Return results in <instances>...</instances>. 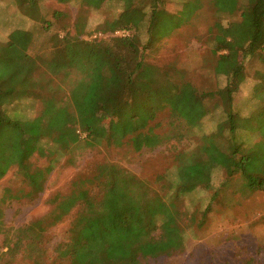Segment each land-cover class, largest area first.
Masks as SVG:
<instances>
[{
    "label": "trees",
    "instance_id": "16d2710c",
    "mask_svg": "<svg viewBox=\"0 0 264 264\" xmlns=\"http://www.w3.org/2000/svg\"><path fill=\"white\" fill-rule=\"evenodd\" d=\"M17 1L36 9L40 0ZM161 2L132 0L116 18L105 21L95 32L108 34L124 30L128 32L124 37L83 39V24L77 21L74 27L78 38L72 39L68 33L61 38V45H56L54 50L59 56L52 62L61 64V69H75L79 78L70 88L69 104L62 98L61 107L53 100H45L43 117L48 123L46 132L41 128L39 135L56 133L54 141L67 149L82 141L81 137L87 147H95L104 139L93 120L97 114L104 113L124 125L139 123L134 125L131 136L136 150L187 143L176 156L177 192L193 179L211 187L213 173L218 170L228 179L240 176L250 190L261 189L264 186V108L257 116V125L252 126L253 116H244L237 100L248 80L256 79L259 83L254 95L264 89V70L254 75L247 68L249 60L261 62L264 58V0H214L217 20L209 47L216 56L213 73L217 86L201 95L203 107L196 106L190 84L178 83L171 74L142 56L177 27L160 13ZM235 8L240 10L235 22L240 29L232 33L221 18L225 11L232 12ZM14 40L7 47L12 48ZM19 62L6 61L0 69V179L17 165L33 192H39L50 168L46 171L31 168L23 145L26 132L8 111L16 101L32 94L33 84L22 74ZM163 111L169 114L168 129L160 134L150 123ZM206 118L213 128L208 133L203 131ZM94 180L103 188L98 200L90 190L79 189L60 201L51 213L55 223L73 207L82 205L67 240L56 249L61 258H68L69 264H145L150 258L179 253L175 245L182 229L180 212L173 201L166 205L156 197L150 203L144 202L147 192L142 193V198L132 194L134 187L141 191L140 180L115 165L100 166L99 174L88 181ZM157 212L165 214L158 236L154 235ZM2 229L0 222V233ZM123 229L127 234L124 241L112 239L107 245L98 244V235L103 240L114 230ZM20 246L18 238L11 253L4 254L6 258H11ZM9 263L0 256V264Z\"/></svg>",
    "mask_w": 264,
    "mask_h": 264
},
{
    "label": "rangeland",
    "instance_id": "374dc122",
    "mask_svg": "<svg viewBox=\"0 0 264 264\" xmlns=\"http://www.w3.org/2000/svg\"><path fill=\"white\" fill-rule=\"evenodd\" d=\"M131 2L40 0L37 8L32 9L17 0H0V69L6 61L10 63L16 59L20 61L22 74L33 84L32 94L16 101L8 111L13 119L20 121L26 132L23 145L31 168L43 171L50 168L39 192H33V187L18 172L17 165L0 179V222L3 228L0 256L10 261L9 264H69V259L61 258L56 249L67 240L82 205L73 207L55 223H52L51 213L60 201L79 189L90 190L98 200L103 188L99 181L88 180L99 174L100 166L111 164L140 180L141 191L134 187L132 194L142 198V193L147 192L146 203L156 197L166 205L173 201L180 212L182 233L176 237L175 245L179 253L150 258L145 264H264V186L250 190L240 176L228 179L218 170L213 173L211 187L193 179L177 192L174 185L178 178L176 156L187 143L136 150L131 136L134 125L139 123L124 125L104 113L97 114L93 120L104 139L95 147H87L81 137L82 141L67 149L54 141L56 133L39 135L41 128L46 132L48 123L43 117L45 100H53L58 107H61V98L69 104L70 88L79 78L75 69H61V64L52 62L59 56L55 55V46L61 45V38L67 33L72 39L78 38L74 27L77 21L83 24L81 37L89 39L101 24L116 18ZM160 6V13L168 16L177 27L142 56L148 63L171 74L178 83L190 84L196 106L203 107L201 95L217 86L212 77L216 56L209 47L217 20L214 0H162ZM239 14L240 10L235 8L232 12L225 11L221 18L232 33L240 29L235 23ZM5 20L7 23L13 20L15 32L12 36L8 34L9 30H5ZM19 29H28L30 33L27 36L19 34ZM14 36L16 40L12 39ZM13 40V47H7ZM247 68L251 74L264 70V58L261 62L249 60ZM257 84L256 79L246 81L237 100L239 111L246 117L253 116L250 119L252 126L257 125V116L264 108V89L253 94ZM168 117L167 111H163L150 123L155 132L167 131ZM220 117L217 112V118ZM204 120L203 131L208 133L213 128L208 118ZM157 214L154 235L158 236L165 214ZM126 235L123 229L114 230L103 240L99 235L94 237L99 245L101 242L107 245L112 239L124 241ZM18 238L21 239L20 249L9 260L4 254L11 253Z\"/></svg>",
    "mask_w": 264,
    "mask_h": 264
},
{
    "label": "crops",
    "instance_id": "0c3cea01",
    "mask_svg": "<svg viewBox=\"0 0 264 264\" xmlns=\"http://www.w3.org/2000/svg\"><path fill=\"white\" fill-rule=\"evenodd\" d=\"M7 1L12 2V1H15V0H7ZM14 18H15V17H13V19H14ZM7 21H8V20L3 21V25L5 26V30H6V29L9 30L8 34H9V35L11 34V36H12L13 33L15 32V27L12 25L13 20L9 21L8 23H7ZM11 25H12L13 27H12ZM17 31L20 32L19 34H22V33H23V35H25V36H27V35H26L27 33H30V31H29L28 29H19V30H17ZM212 77H213L214 80H215V75H214L213 72H212Z\"/></svg>",
    "mask_w": 264,
    "mask_h": 264
},
{
    "label": "built area",
    "instance_id": "2783aa9c",
    "mask_svg": "<svg viewBox=\"0 0 264 264\" xmlns=\"http://www.w3.org/2000/svg\"><path fill=\"white\" fill-rule=\"evenodd\" d=\"M128 35V32L127 31H116L114 33H108V34H102V33H96L94 34L92 37L93 38H97V37H103V38H108V37H113V36H120V37H124Z\"/></svg>",
    "mask_w": 264,
    "mask_h": 264
}]
</instances>
